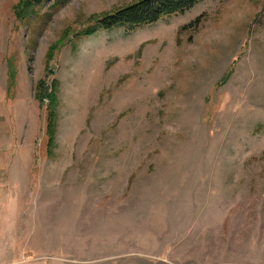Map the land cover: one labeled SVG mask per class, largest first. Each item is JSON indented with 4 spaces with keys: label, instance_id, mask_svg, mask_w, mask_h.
Listing matches in <instances>:
<instances>
[{
    "label": "rangeland",
    "instance_id": "rangeland-1",
    "mask_svg": "<svg viewBox=\"0 0 264 264\" xmlns=\"http://www.w3.org/2000/svg\"><path fill=\"white\" fill-rule=\"evenodd\" d=\"M136 1L0 0V264H264V0Z\"/></svg>",
    "mask_w": 264,
    "mask_h": 264
},
{
    "label": "trees",
    "instance_id": "trees-1",
    "mask_svg": "<svg viewBox=\"0 0 264 264\" xmlns=\"http://www.w3.org/2000/svg\"><path fill=\"white\" fill-rule=\"evenodd\" d=\"M68 3L70 0H22V10L16 14L25 18L33 15L35 10L48 2ZM203 0H137L111 15H106L97 20L94 25L88 26L83 34L85 36L95 35L98 31H110L114 29H125L134 31L135 29L152 25L166 17H172L177 14H183L191 10ZM20 13V14H19ZM201 17H198L193 23L189 24L187 28L194 27L200 22ZM53 56V50L50 55ZM47 96L49 97L52 107H54V98L52 94H37V98ZM55 111L52 108L48 116V130L50 140L53 139L55 133V126L52 123L54 120Z\"/></svg>",
    "mask_w": 264,
    "mask_h": 264
}]
</instances>
